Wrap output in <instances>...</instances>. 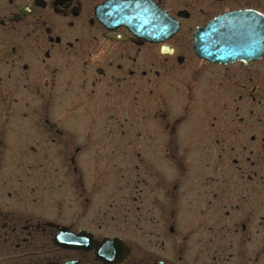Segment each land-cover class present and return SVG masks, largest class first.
<instances>
[{"label":"flooded vegetation","instance_id":"flooded-vegetation-1","mask_svg":"<svg viewBox=\"0 0 264 264\" xmlns=\"http://www.w3.org/2000/svg\"><path fill=\"white\" fill-rule=\"evenodd\" d=\"M111 1L0 0V264H186L189 242L219 259L230 244L243 264L242 246L264 245V53L214 62L193 36L239 10L242 48L264 50V0H139L132 10L156 18L141 33L162 34L159 8L178 21L174 55L105 22ZM163 64L184 80L172 126L158 102L148 108V96L163 102ZM165 127L171 178L159 167Z\"/></svg>","mask_w":264,"mask_h":264},{"label":"rangeland","instance_id":"rangeland-1","mask_svg":"<svg viewBox=\"0 0 264 264\" xmlns=\"http://www.w3.org/2000/svg\"><path fill=\"white\" fill-rule=\"evenodd\" d=\"M164 65V75H163V82H162V99L163 102L161 104V99L157 96H148V108L149 109H155L156 108V104L154 102H158V108L163 110V113L167 115L165 122H164V126L166 125H174L175 124V109L176 110H180L183 106V101L184 98L179 99L178 104H176L175 106V94H178V90H177V86L179 85H183L184 80L178 81L176 82L175 85V64H163ZM157 97V98H156ZM155 99H157L155 101ZM150 104H152L150 106ZM161 104V105H160ZM192 115L189 117H185L184 119H182L180 125H191L192 124ZM72 121H75V117L71 119ZM188 130V128H186ZM165 136V137H164ZM162 138H163V160L162 162L159 164V167L161 169V171L166 175L167 178H171L175 175V170L173 169L174 166H172L170 163V161H168L166 158L167 155H171L172 153V148L173 146H175V138H172V134H171V130H167L165 127V131H164V135L162 134ZM174 140V141H173ZM175 151V149H174ZM167 153V155H166ZM134 152H132L131 158L134 161ZM135 164H131L128 165V169L130 168L129 171H138L134 169ZM132 169V170H131ZM105 171V172H112L114 171V169L112 168V166L110 164H100L98 165V171ZM127 171V172H129ZM115 172H121L119 170V167L117 166L115 169ZM188 232L187 229L183 230V233ZM193 243L190 244V242L188 243V248H189V252L187 253L188 255L185 254V250L188 249H183V262L186 264H196L197 262H195V260L199 259V261H201L202 264H237L234 255L232 254V256L230 255V252H233V247L231 248L230 244H227L228 247V258L225 259H219L216 257L215 253L213 252V248L212 250L210 249H206L204 247V245H202V249L200 251H196V248L193 247ZM214 246V245H213ZM185 247V246H184ZM215 247V246H214ZM219 247L216 246L215 248ZM254 249L256 248L255 245L252 246ZM264 245H260L258 248V251H252L249 250L248 252H244L245 246H242L239 249V253L240 256L242 258L241 262L243 264H264V259H260L261 257V253L264 254V250L263 248ZM262 248V250H261ZM159 249V248H156ZM192 250H194V253H192ZM202 253V257H198V254ZM258 254V255H257ZM257 256L256 260L255 257Z\"/></svg>","mask_w":264,"mask_h":264},{"label":"water","instance_id":"water-1","mask_svg":"<svg viewBox=\"0 0 264 264\" xmlns=\"http://www.w3.org/2000/svg\"><path fill=\"white\" fill-rule=\"evenodd\" d=\"M135 2L131 3H115L109 5V9L111 11H116L118 17L121 19L122 23L130 24L137 23L139 26L140 18L135 17L134 15L127 17L126 13L129 10V7ZM163 13V25H164V36L162 37L165 40L167 37L172 35L175 32V22L170 17V15L164 11ZM143 15V14H141ZM140 15V16H141ZM241 18V12H232L226 15L219 16L212 22L213 32H209V26L200 28L195 35V44L196 51L199 55L209 58L211 60L221 61V62H229L235 61L238 59H246L247 57H256L260 55L259 53L253 51H244L238 49L239 44L241 42L237 39L236 35L238 34L237 30H227L225 31L220 27V25L224 21L236 22ZM145 20L143 21V23ZM209 37L212 40L206 41V38ZM209 45H216L215 50H211ZM104 250L101 249L99 253L104 255Z\"/></svg>","mask_w":264,"mask_h":264}]
</instances>
